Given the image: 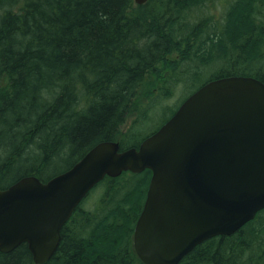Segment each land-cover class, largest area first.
Instances as JSON below:
<instances>
[{"label": "trees", "instance_id": "obj_1", "mask_svg": "<svg viewBox=\"0 0 264 264\" xmlns=\"http://www.w3.org/2000/svg\"><path fill=\"white\" fill-rule=\"evenodd\" d=\"M215 1L0 0V188L46 182L103 141L139 147V123L177 92L230 76L264 82V0H231L221 20L203 11ZM151 177H105L45 264H144L133 238ZM0 264L35 262L23 244ZM179 264H264V209Z\"/></svg>", "mask_w": 264, "mask_h": 264}, {"label": "water", "instance_id": "obj_2", "mask_svg": "<svg viewBox=\"0 0 264 264\" xmlns=\"http://www.w3.org/2000/svg\"><path fill=\"white\" fill-rule=\"evenodd\" d=\"M149 0H135L144 5ZM152 171L133 245L144 264H179L201 243L231 236L264 209V82H206L139 147L103 141L43 182L0 188V252L27 244L35 264L56 253L62 229L105 177Z\"/></svg>", "mask_w": 264, "mask_h": 264}, {"label": "rangeland", "instance_id": "obj_3", "mask_svg": "<svg viewBox=\"0 0 264 264\" xmlns=\"http://www.w3.org/2000/svg\"><path fill=\"white\" fill-rule=\"evenodd\" d=\"M231 0H216L215 3L209 4L208 6L204 7L203 11L206 14H211L214 15L216 18H219L221 20V15L225 13V10L227 9V6L229 5V2ZM195 13V14H194ZM193 14H199L200 11L197 13L194 12ZM208 77V74H205L203 78L199 81L196 82V86L200 83V81H204ZM195 86L190 87L189 89H185L183 91L177 92L175 97L170 99L167 103L170 104V107H163L162 109L158 110L155 112V114L150 117L147 121L139 123L138 131L140 132L141 136L140 138H144L146 136H149L150 134L154 133L164 124L166 120L170 118L172 115L173 111L181 105V103L187 98L190 93H192L193 89ZM133 117H129L125 126V129L130 127L132 125Z\"/></svg>", "mask_w": 264, "mask_h": 264}, {"label": "flooded vegetation", "instance_id": "obj_4", "mask_svg": "<svg viewBox=\"0 0 264 264\" xmlns=\"http://www.w3.org/2000/svg\"><path fill=\"white\" fill-rule=\"evenodd\" d=\"M202 244V243H201ZM196 248V247H195Z\"/></svg>", "mask_w": 264, "mask_h": 264}]
</instances>
